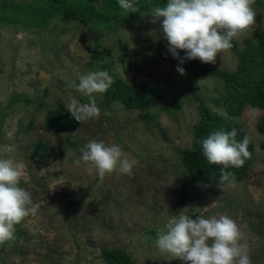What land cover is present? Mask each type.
Here are the masks:
<instances>
[{
    "label": "rangeland",
    "instance_id": "rangeland-1",
    "mask_svg": "<svg viewBox=\"0 0 264 264\" xmlns=\"http://www.w3.org/2000/svg\"><path fill=\"white\" fill-rule=\"evenodd\" d=\"M70 1L109 13L115 10L108 2L117 0ZM254 8L256 24L232 41L240 48L264 32V0H255ZM1 15L0 145H15V158L26 166L21 186L32 194L37 213L23 221L18 242L0 245V264H107L102 258L105 248L125 250L136 264H184L160 252L152 234L181 211L192 219L229 216L244 233L252 264H264V138L257 129L262 111L253 120L247 106L240 117L228 118L245 126L254 143L258 162L249 177L225 187L195 184L182 166L181 154L192 146L201 102L227 117L222 105L217 106L225 85L215 77H202L195 95L183 97L184 75L177 67L185 68L186 60L180 64L172 57L159 21L153 24L150 15H143L119 25L52 16L44 24L25 14H7L12 20L4 22ZM207 64L235 71L236 52L231 48L218 54L215 64ZM96 70H106L113 80L136 89L151 85L162 99L137 110L113 98L108 89L96 94L98 119L66 133L48 129L50 110L60 104L68 108L73 98L88 102L71 85ZM16 94L35 102L8 108ZM93 139L117 144L137 160L132 174L114 172L101 179L83 161L76 166L74 160ZM39 143L46 144L43 156L37 153Z\"/></svg>",
    "mask_w": 264,
    "mask_h": 264
},
{
    "label": "clouds",
    "instance_id": "clouds-1",
    "mask_svg": "<svg viewBox=\"0 0 264 264\" xmlns=\"http://www.w3.org/2000/svg\"><path fill=\"white\" fill-rule=\"evenodd\" d=\"M119 7L129 13L140 9L134 0H117ZM255 0H167L150 11L151 23L160 22L162 38L167 41L168 51L183 64L185 60L199 59L202 63L215 64L218 54L233 47L256 24ZM180 51L185 55L180 56ZM177 72L185 74L178 66ZM112 75L106 70L89 71L79 77V83L71 87L88 97L82 103L73 98L68 111L79 123L98 119L100 108L96 94L105 93L113 84ZM199 83V82H198ZM261 113L259 107L249 106L247 115L255 120ZM235 128L230 131H214L203 138V155L211 165L221 166L218 184L234 178L229 168H239L251 158L249 137L237 141ZM16 147L0 145V245L16 239L15 226L37 213L32 194L21 186L26 166L15 158ZM97 170L103 179L114 172L131 175L138 164L129 158L117 144L106 145L95 139L89 141L79 159ZM155 246L162 253L170 254L184 264H252L244 233L227 215L195 219L180 212L170 215L156 232Z\"/></svg>",
    "mask_w": 264,
    "mask_h": 264
},
{
    "label": "trees",
    "instance_id": "trees-1",
    "mask_svg": "<svg viewBox=\"0 0 264 264\" xmlns=\"http://www.w3.org/2000/svg\"><path fill=\"white\" fill-rule=\"evenodd\" d=\"M167 0H134L136 6L140 9L136 13H129L119 7L117 1L108 2V6L115 10L109 13L100 11L94 5H83L70 0H38L35 4H19L3 2L0 3L1 19L4 22H11V17L7 14H21L29 17H38L46 24L50 17L61 16L65 19L77 20L83 23H105L129 25L136 18L150 14L153 7L164 5ZM233 50L236 52L237 69L235 71H226L220 68H210L207 63H202L199 59L186 60L185 74L183 77V94L187 98L195 95L197 82L202 77H215L223 81L225 92L217 106L222 105L227 117L219 112L211 110L203 102L200 103L201 119L194 128L192 146L182 151L181 163L187 171L189 178L195 184L204 183L208 185L225 187L232 182H244L250 174L252 167L258 162L255 154V146L245 126L233 122L228 118H238L243 114L245 107H259L262 116L258 121V132L264 138V32L256 40H245V46L239 47L238 43L232 42ZM109 87L113 98L124 102L129 108L143 109L152 102L162 99L159 90L151 85H142L136 89L133 85L123 80H113ZM26 102L34 103L35 100L27 95H13L8 104V108ZM42 105V102H38ZM179 103L174 107H179ZM155 117V116H154ZM3 123V120H2ZM45 125L55 133H66L79 129L82 122H77L68 111L64 104L58 105L55 109L47 113ZM237 130V141L243 140L244 136L249 137V151L251 158L246 160L244 165L239 168H229L226 171L232 172L234 178H230L224 184H218L221 166L211 165L203 155L202 145L199 143L214 131ZM46 144H37V153L43 156ZM261 149L264 151V139L261 143ZM23 221L15 226L16 239L18 242L22 236L21 226ZM156 235V232H152ZM7 242L4 243V245ZM102 258L107 264H136L131 256L123 249L105 248L102 251Z\"/></svg>",
    "mask_w": 264,
    "mask_h": 264
}]
</instances>
